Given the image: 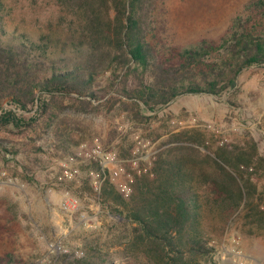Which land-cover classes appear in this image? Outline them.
<instances>
[{"label": "rangeland", "instance_id": "obj_1", "mask_svg": "<svg viewBox=\"0 0 264 264\" xmlns=\"http://www.w3.org/2000/svg\"><path fill=\"white\" fill-rule=\"evenodd\" d=\"M0 1L6 30L56 33L63 39L74 28L71 14L57 0ZM248 1L155 0L148 40L159 59H175L173 49L202 38L218 40ZM107 76L98 79L100 85ZM109 94L94 101L101 107L90 111L62 98L50 126L42 119L22 133L0 128V257L11 255L13 264H75L94 251L112 264H146L125 252L132 223L114 203L102 200L95 185L108 179L128 197L134 174L148 170L158 153L186 152L191 165L206 170L213 165L207 153L218 145L236 154L249 150L253 140L264 155V64L243 69L236 86L220 96L178 95L154 111L141 110L143 117H135L136 109L123 112L116 98L107 99ZM82 144L83 156L92 147L106 153L108 167L99 175L90 167L95 160L84 156L78 162L79 156L78 173L61 181V163L76 156ZM181 146L188 150H168ZM253 181L263 200L264 168ZM66 191L77 200L72 212L62 207ZM211 206L203 207L202 226L212 248L204 264H264V234L250 233L256 229L247 224L246 210Z\"/></svg>", "mask_w": 264, "mask_h": 264}, {"label": "trees", "instance_id": "obj_2", "mask_svg": "<svg viewBox=\"0 0 264 264\" xmlns=\"http://www.w3.org/2000/svg\"><path fill=\"white\" fill-rule=\"evenodd\" d=\"M57 1L74 24L63 39L56 33L6 30L0 1V128L22 133L42 119L50 126L62 98L90 111L98 110L101 103L94 101L109 93L107 99L116 98L123 112L136 109L135 117H143L141 110L154 111L178 95L220 96L236 86L243 69L264 64V0L248 1L218 40L202 38L173 49L175 59L162 60L148 40L155 0ZM207 154L211 170L191 165L186 152L158 153L148 170L134 174L128 197L103 180L102 200L114 203L132 223L127 254L143 257L146 264H204L212 249L202 226L208 203L230 211L241 206L247 224L256 229L250 233L264 234V199L253 181L264 168V155L255 141L245 152L235 154L222 144ZM90 167L100 172L97 162ZM96 259L112 264L94 251L75 264ZM14 261L11 255L0 257V264Z\"/></svg>", "mask_w": 264, "mask_h": 264}, {"label": "built area", "instance_id": "obj_3", "mask_svg": "<svg viewBox=\"0 0 264 264\" xmlns=\"http://www.w3.org/2000/svg\"><path fill=\"white\" fill-rule=\"evenodd\" d=\"M84 144L80 145V150L77 153V155H70L66 158L65 161H63L62 164V171L61 175L59 176L60 180H71L75 177V175L78 173L79 168L77 167V161L79 156L80 157L79 161L83 160L84 156L89 159V160H95L98 164H100V169L104 171V167H108V155L104 152H102L99 147H92L89 151L84 153V156L82 154ZM99 175L100 172H97ZM95 188L97 191H100L101 188V182L95 185ZM130 190V188H128ZM62 207L68 211H74L77 208V200L75 197L69 194V192L64 193V199L62 201Z\"/></svg>", "mask_w": 264, "mask_h": 264}]
</instances>
